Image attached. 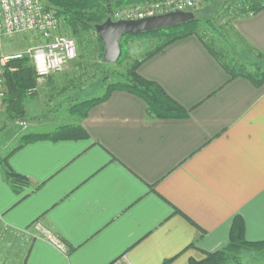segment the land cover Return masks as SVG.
I'll use <instances>...</instances> for the list:
<instances>
[{
    "label": "crops",
    "instance_id": "crops-1",
    "mask_svg": "<svg viewBox=\"0 0 264 264\" xmlns=\"http://www.w3.org/2000/svg\"><path fill=\"white\" fill-rule=\"evenodd\" d=\"M231 23L264 53V8ZM138 71L188 115L159 118L116 89L80 117L45 101L62 79H37L25 133L80 124L88 137L21 135L8 160L31 183L16 192L0 166V264H189L228 245L236 215L246 239L264 240V82L231 77L195 35Z\"/></svg>",
    "mask_w": 264,
    "mask_h": 264
},
{
    "label": "trees",
    "instance_id": "trees-1",
    "mask_svg": "<svg viewBox=\"0 0 264 264\" xmlns=\"http://www.w3.org/2000/svg\"><path fill=\"white\" fill-rule=\"evenodd\" d=\"M142 1L146 0H47V5L48 7L56 9L61 24L63 23L67 29L71 30L74 36L81 37L85 32L96 31L95 25L110 17L115 9ZM263 8L264 0H235L227 7L223 15L228 17L230 19L228 21L231 23L238 16L249 15L251 12L255 13ZM195 13L196 18L185 24L146 32L145 35H154L161 42L141 60L136 61L127 69L126 80L112 82L106 80L103 94L72 103L69 107V112L73 115L83 117L87 115L89 109L94 104L105 99L112 91L125 89L141 97L148 105L150 112L159 118H181L187 116L188 109L171 97L158 82L143 77L139 73L138 68L144 60L156 52L163 50L172 42L191 35L197 36L202 41L210 54L221 63L222 67L231 77L241 75L249 78L256 84L263 83L264 66L262 67L256 63V65H253L256 69L251 70L246 64L227 60L225 54L215 46L214 41L209 39L202 29L204 25L215 32L217 28L212 20L210 18H202L197 12ZM96 35L100 44L101 55L103 56L104 43L99 35ZM139 35L128 34L121 38L122 54L117 63L124 56L125 39ZM241 38L243 39V37ZM243 41L264 62V53L254 49L245 39ZM11 67L15 69L12 70L10 69ZM5 83L6 93L3 99V107L6 116L12 121L22 120L27 116L26 101L38 85L35 68L29 63L27 57L12 58L8 61L5 69ZM87 137L88 133L82 125L64 124L49 132L25 133L21 139L26 143L39 140L59 141ZM21 145L12 149L6 156H0V166L3 176L16 192H20L31 183L27 176L16 172L8 160L9 155L21 147ZM246 251L264 252V240L250 241L246 239L243 218L241 215H236L232 223L228 245L214 252H205L204 259L201 261L191 260L189 264H248L242 258V254ZM171 262L172 259H169L163 264H171Z\"/></svg>",
    "mask_w": 264,
    "mask_h": 264
},
{
    "label": "rangeland",
    "instance_id": "rangeland-1",
    "mask_svg": "<svg viewBox=\"0 0 264 264\" xmlns=\"http://www.w3.org/2000/svg\"><path fill=\"white\" fill-rule=\"evenodd\" d=\"M234 1L235 0H206L195 12L202 18H210L217 30L213 32L204 25L202 29L209 39L214 41L215 46L225 54L227 60L246 64L251 70L256 69L253 66L254 64L256 65V63L263 67L264 62L256 56V53L251 50L246 42H244L231 28L232 23L228 21L230 19L223 15L226 8ZM43 2L48 4L47 0H43ZM143 2L145 1L131 3L125 6ZM60 32L64 35L73 37L77 44V57L69 62L63 70L53 73L48 78L52 79L54 83L62 79V83L57 84V89L54 88L53 91H51L53 100L48 99L47 96L45 97V101L49 102L48 106L50 108L54 105L61 111L69 109L65 103L66 101H62L65 97L79 100L81 98L99 96L103 94L105 90L106 80H108V82L125 81L127 78V69L136 61L141 60L161 42L160 39L156 38L154 35H145V33H143L144 35L142 34L136 37H128L124 41V56L121 61L118 63H106L101 55L100 44L96 35L98 33L96 31L85 32L81 37L74 36L71 30L67 29L62 23ZM41 43L42 39L40 35L34 32L14 35L4 40L3 53L5 55H18V53H22V57H27L29 63L33 65L29 50ZM17 58L21 57L17 56ZM10 69L13 70L15 68L11 67ZM48 79L46 81H48ZM61 85H65L66 87L62 89L63 86ZM68 87L71 89H68ZM35 91L36 89L34 92ZM4 112V107H0L1 157L5 156L11 149L20 143L21 135L30 130V122L32 121V119L27 118V116L22 120L12 121L7 118ZM64 117L68 118L69 116L65 114ZM59 120L60 123L62 119ZM45 129L49 130L50 127H45ZM242 258L248 264H264V252L246 251L242 254Z\"/></svg>",
    "mask_w": 264,
    "mask_h": 264
},
{
    "label": "built area",
    "instance_id": "built-area-1",
    "mask_svg": "<svg viewBox=\"0 0 264 264\" xmlns=\"http://www.w3.org/2000/svg\"><path fill=\"white\" fill-rule=\"evenodd\" d=\"M206 0H156L125 6L115 10L114 20L138 19L175 10L194 11ZM227 10V8H226ZM230 12V8H229ZM250 14H253L252 12ZM61 21L56 9L48 7L43 0H0V107L6 93L5 69L9 59L22 57L5 55L4 40L8 37L34 32L42 43L30 49V56L38 80H43L63 68L77 57V44L73 37L62 34ZM58 246L63 243L50 236Z\"/></svg>",
    "mask_w": 264,
    "mask_h": 264
},
{
    "label": "water",
    "instance_id": "water-1",
    "mask_svg": "<svg viewBox=\"0 0 264 264\" xmlns=\"http://www.w3.org/2000/svg\"><path fill=\"white\" fill-rule=\"evenodd\" d=\"M196 18L194 11L175 10L138 19L114 20L108 17L95 25V30L104 43L103 60L116 63L122 54L121 38L125 35H139L163 28L185 24Z\"/></svg>",
    "mask_w": 264,
    "mask_h": 264
}]
</instances>
